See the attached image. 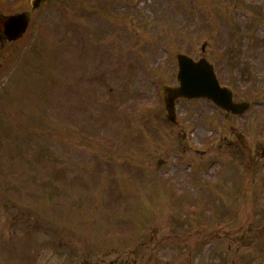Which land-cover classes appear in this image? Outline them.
I'll return each mask as SVG.
<instances>
[{
    "label": "rangeland",
    "instance_id": "374dc122",
    "mask_svg": "<svg viewBox=\"0 0 264 264\" xmlns=\"http://www.w3.org/2000/svg\"><path fill=\"white\" fill-rule=\"evenodd\" d=\"M30 19L0 69V264H264V0H53ZM178 53L249 110L178 100L168 122Z\"/></svg>",
    "mask_w": 264,
    "mask_h": 264
},
{
    "label": "water",
    "instance_id": "95a60500",
    "mask_svg": "<svg viewBox=\"0 0 264 264\" xmlns=\"http://www.w3.org/2000/svg\"><path fill=\"white\" fill-rule=\"evenodd\" d=\"M47 0H29L30 8L37 9ZM29 13L26 11L14 14H0L1 41L14 42L23 36L29 25ZM178 87H164L163 96L167 118L174 120L173 106L176 98L204 97L216 103L219 107L230 110L232 113L241 114L249 104L233 103L231 93L225 88H220L212 66L204 59L194 62L187 56L178 55Z\"/></svg>",
    "mask_w": 264,
    "mask_h": 264
},
{
    "label": "flooded vegetation",
    "instance_id": "af4514ba",
    "mask_svg": "<svg viewBox=\"0 0 264 264\" xmlns=\"http://www.w3.org/2000/svg\"><path fill=\"white\" fill-rule=\"evenodd\" d=\"M6 45L7 44H5L3 41L0 42V62L3 59L1 56L4 55V50L6 49V48H4V46H6Z\"/></svg>",
    "mask_w": 264,
    "mask_h": 264
},
{
    "label": "trees",
    "instance_id": "16d2710c",
    "mask_svg": "<svg viewBox=\"0 0 264 264\" xmlns=\"http://www.w3.org/2000/svg\"><path fill=\"white\" fill-rule=\"evenodd\" d=\"M0 98L3 99L4 98L3 95H0Z\"/></svg>",
    "mask_w": 264,
    "mask_h": 264
}]
</instances>
